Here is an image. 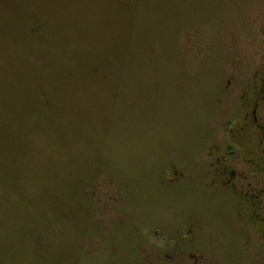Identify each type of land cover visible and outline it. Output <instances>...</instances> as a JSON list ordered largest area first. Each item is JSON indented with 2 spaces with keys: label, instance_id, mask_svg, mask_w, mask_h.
<instances>
[{
  "label": "rangeland",
  "instance_id": "obj_1",
  "mask_svg": "<svg viewBox=\"0 0 264 264\" xmlns=\"http://www.w3.org/2000/svg\"><path fill=\"white\" fill-rule=\"evenodd\" d=\"M0 264H264V0H0Z\"/></svg>",
  "mask_w": 264,
  "mask_h": 264
},
{
  "label": "flooded vegetation",
  "instance_id": "obj_2",
  "mask_svg": "<svg viewBox=\"0 0 264 264\" xmlns=\"http://www.w3.org/2000/svg\"><path fill=\"white\" fill-rule=\"evenodd\" d=\"M252 102H254V100H253V101H248L247 104H248V105H252V106H255V105L257 104L256 102H255V103H252ZM229 151H230V149H229ZM155 230H156V233H157V234L160 233L159 230H158V231H157V229H155ZM155 230L153 229V232H154Z\"/></svg>",
  "mask_w": 264,
  "mask_h": 264
}]
</instances>
